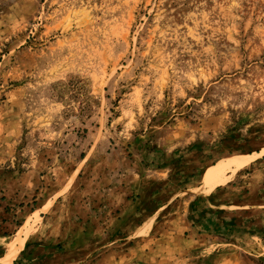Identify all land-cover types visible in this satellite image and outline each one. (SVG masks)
<instances>
[{
	"label": "rangeland",
	"instance_id": "rangeland-1",
	"mask_svg": "<svg viewBox=\"0 0 264 264\" xmlns=\"http://www.w3.org/2000/svg\"><path fill=\"white\" fill-rule=\"evenodd\" d=\"M164 154L180 158V195L123 221L109 191ZM262 156L264 0H0L11 264H264V208L227 235L189 217L200 189L264 179Z\"/></svg>",
	"mask_w": 264,
	"mask_h": 264
},
{
	"label": "crops",
	"instance_id": "crops-1",
	"mask_svg": "<svg viewBox=\"0 0 264 264\" xmlns=\"http://www.w3.org/2000/svg\"><path fill=\"white\" fill-rule=\"evenodd\" d=\"M262 159L264 160V156ZM178 160L180 158L176 159L170 154H164L160 165L154 169L146 168L141 164V171L124 179L125 187L119 193L112 189L109 191L108 202L113 203V208L120 209L119 215L123 221L128 222L137 216H141L143 220L144 217L151 218L156 215L159 217L166 213L181 192V183L176 182L178 176L182 178L180 175L182 171L177 168ZM214 167L215 165L211 164L204 168L205 171L208 168L209 172L206 176H204L205 171L203 172L201 184L199 182L197 185L199 189L216 177L219 171H215ZM254 174H249V177L253 178ZM233 179L210 192L200 189L199 194L190 196L189 217L192 222L190 228L193 231L201 230L208 234L227 235L235 233L244 226L256 224L253 223V219L260 218V211H257L256 207L264 208V183H262L264 179L256 185L254 181L249 182L248 185L244 182V186L241 187L242 181H239L237 186ZM232 192H239V194L235 198L229 197L228 195ZM42 206L44 207L45 204ZM109 207L112 209L111 206ZM1 257L4 256L0 255Z\"/></svg>",
	"mask_w": 264,
	"mask_h": 264
},
{
	"label": "bare ground",
	"instance_id": "bare-ground-1",
	"mask_svg": "<svg viewBox=\"0 0 264 264\" xmlns=\"http://www.w3.org/2000/svg\"><path fill=\"white\" fill-rule=\"evenodd\" d=\"M23 246V244H22ZM19 253V248H12L6 256L0 258V263L2 264H11L13 260L16 258V256Z\"/></svg>",
	"mask_w": 264,
	"mask_h": 264
}]
</instances>
